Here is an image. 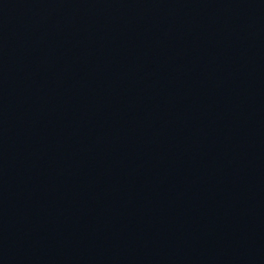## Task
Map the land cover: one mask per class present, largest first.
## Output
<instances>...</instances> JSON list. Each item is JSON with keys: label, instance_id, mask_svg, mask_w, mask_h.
Returning <instances> with one entry per match:
<instances>
[{"label": "water", "instance_id": "obj_1", "mask_svg": "<svg viewBox=\"0 0 264 264\" xmlns=\"http://www.w3.org/2000/svg\"><path fill=\"white\" fill-rule=\"evenodd\" d=\"M0 264H264V0H0Z\"/></svg>", "mask_w": 264, "mask_h": 264}]
</instances>
